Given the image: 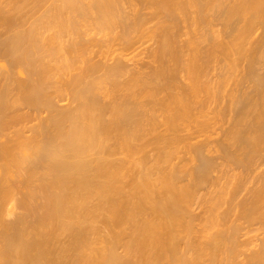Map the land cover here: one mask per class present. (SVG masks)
<instances>
[{
    "label": "bare ground",
    "instance_id": "1",
    "mask_svg": "<svg viewBox=\"0 0 264 264\" xmlns=\"http://www.w3.org/2000/svg\"><path fill=\"white\" fill-rule=\"evenodd\" d=\"M0 264H264V0H0Z\"/></svg>",
    "mask_w": 264,
    "mask_h": 264
},
{
    "label": "rangeland",
    "instance_id": "2",
    "mask_svg": "<svg viewBox=\"0 0 264 264\" xmlns=\"http://www.w3.org/2000/svg\"><path fill=\"white\" fill-rule=\"evenodd\" d=\"M260 33H261V29L257 30V32H256L255 35H254V38H256ZM61 104H63V103H61ZM219 126H221V125H219ZM227 126H228L227 124H224V125H222V128H226ZM221 135H222L221 132L218 130V131H217V136L215 135L213 138H216V137L219 138V137H221ZM192 143H193V142H192ZM180 150L182 151L181 153H180ZM183 152H184V151L182 150V148L179 149L178 155H177L176 159H174V162L176 163V165L179 164V165H178L179 167L181 166V163H182V162H183V163H182V164H183L182 166L186 165V162H184V161L181 162V160H183L184 157H187V156H188V155H185ZM179 153H180L181 155H180ZM180 156H181V157H180ZM178 157L181 158V159H179ZM177 158H178V159H177ZM175 160H176V161H175ZM179 160H180V161H179ZM174 162H173V163H174ZM182 166H181V168H182ZM186 167H187V166H186ZM102 232H103V231H102Z\"/></svg>",
    "mask_w": 264,
    "mask_h": 264
}]
</instances>
